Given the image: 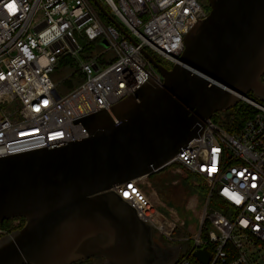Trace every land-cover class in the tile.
<instances>
[{
  "label": "built area",
  "instance_id": "built-area-1",
  "mask_svg": "<svg viewBox=\"0 0 264 264\" xmlns=\"http://www.w3.org/2000/svg\"><path fill=\"white\" fill-rule=\"evenodd\" d=\"M98 1L126 34L104 23L90 0H0V158L82 141L89 133L81 121L101 111L116 124L114 105L147 83L162 85L142 51L179 63L184 36L208 15L202 0ZM93 43L98 52L83 59ZM65 57L83 80L60 95L51 76ZM241 102L257 112L238 131L211 118L166 165L207 186L191 245L174 264H202L194 256L201 250L207 264H264V105ZM136 182L111 190L152 232L171 238L173 221ZM214 195L228 207L225 215L216 207L208 213Z\"/></svg>",
  "mask_w": 264,
  "mask_h": 264
},
{
  "label": "water",
  "instance_id": "water-1",
  "mask_svg": "<svg viewBox=\"0 0 264 264\" xmlns=\"http://www.w3.org/2000/svg\"><path fill=\"white\" fill-rule=\"evenodd\" d=\"M208 7L184 36L179 63L167 69L142 51L162 85L147 83L114 105L116 124L101 111L81 121L89 133L82 141L0 158V224L25 222L4 236L0 264L152 257V229L111 189L164 169L205 121L248 93L264 100V0H208ZM194 256L209 260L205 250Z\"/></svg>",
  "mask_w": 264,
  "mask_h": 264
},
{
  "label": "rangeland",
  "instance_id": "rangeland-1",
  "mask_svg": "<svg viewBox=\"0 0 264 264\" xmlns=\"http://www.w3.org/2000/svg\"><path fill=\"white\" fill-rule=\"evenodd\" d=\"M101 4L105 7L103 3ZM154 56L160 58L155 54ZM68 60L75 64L74 59L69 58ZM66 65L69 66L65 61L63 66ZM52 80L57 85L59 93L69 91L66 83L70 80V77L66 75V71H61L60 67ZM73 87H76V84ZM70 89L72 90V88ZM247 97L264 105V100L257 98L252 93H248ZM222 117L220 114L219 118ZM219 124H222V122H219ZM136 184L149 199L152 206L161 215L172 220L174 224L171 238H167L156 231L152 232L153 254L145 264H174L191 245V239L199 226L198 223L206 198L204 190L206 191L207 186L202 180L189 174L187 170L178 165L166 166L147 178L137 180ZM216 208L222 214H226L225 209L219 205ZM212 209V204L209 203L208 213ZM3 226L5 227L0 228V231H3L2 235L8 234L11 230L18 229L20 219L8 220ZM86 264L105 263L101 260L90 259V263L87 262Z\"/></svg>",
  "mask_w": 264,
  "mask_h": 264
},
{
  "label": "trees",
  "instance_id": "trees-1",
  "mask_svg": "<svg viewBox=\"0 0 264 264\" xmlns=\"http://www.w3.org/2000/svg\"><path fill=\"white\" fill-rule=\"evenodd\" d=\"M104 9L106 10V12L108 14H110V9L106 5H105ZM206 10L209 12V7H206ZM100 17L104 23L111 24L103 15L100 14ZM97 52H98V48H97L96 44L93 43V44H90L84 48V51L81 54V57L83 59H87L90 56H92L93 54H96ZM148 53L152 56V58L157 63H159L163 66H166L168 69H170L172 67L169 63H167L161 57L160 58L155 57L154 54L150 51H148ZM68 59L69 58H67V57L61 59L58 66L60 67L61 71H64V72L66 71V75H69L70 80L66 84H67L69 91H71L70 88L73 89V88H75V87H73V85L76 84V86H77V84L81 83L83 80V77L81 76L79 71H77L75 64L71 63ZM65 61L68 63L69 66H67V65H66L67 67L63 66ZM59 67L52 74V76H51L52 79H53V76L57 73ZM66 68H67V70H65ZM59 94L63 95L64 93L60 92ZM256 112L257 111L254 108H252L251 106L240 102L226 112H221V113L215 114L212 117V119L217 123L222 122L221 125L225 129V131H227L228 133H233V132L238 131L242 127L243 123L246 120H248L249 118H251ZM220 114L223 116L221 119L219 118ZM206 193L207 192L204 190L205 195H206ZM211 204H212L213 208L219 205L221 208H223L225 210L228 209V207L225 205V203L223 201H221L219 198H217V196H215V195L211 199ZM7 222H8V220L1 223L0 228H4L5 226H3V224L5 225V223H7ZM24 223H25L24 220L20 219V226L18 227L17 230H20L24 226ZM87 262L90 263V259L84 260L81 262H77L74 264H86Z\"/></svg>",
  "mask_w": 264,
  "mask_h": 264
},
{
  "label": "flooded vegetation",
  "instance_id": "flooded-vegetation-1",
  "mask_svg": "<svg viewBox=\"0 0 264 264\" xmlns=\"http://www.w3.org/2000/svg\"><path fill=\"white\" fill-rule=\"evenodd\" d=\"M202 2H203V5H204L205 8L208 7V0H202ZM164 67L167 68L166 66H164ZM262 81L264 82V77L262 78ZM16 230H17V228L11 230L8 234H10V233H12V232H14ZM2 232L3 231L1 230V233H0L1 234L0 235V243H2L4 241V236L8 235V234L2 235ZM92 260H98V261L101 260V262H103V261L105 262V260L104 259H101V258H94Z\"/></svg>",
  "mask_w": 264,
  "mask_h": 264
},
{
  "label": "snow or ice",
  "instance_id": "snow-or-ice-1",
  "mask_svg": "<svg viewBox=\"0 0 264 264\" xmlns=\"http://www.w3.org/2000/svg\"><path fill=\"white\" fill-rule=\"evenodd\" d=\"M8 7H9V10L12 11V12H14L16 10L14 4L13 5H9ZM236 199L238 200V198H236Z\"/></svg>",
  "mask_w": 264,
  "mask_h": 264
}]
</instances>
